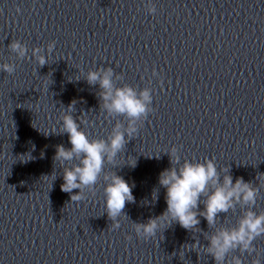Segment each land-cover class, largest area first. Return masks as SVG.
I'll list each match as a JSON object with an SVG mask.
<instances>
[{
    "label": "water",
    "instance_id": "obj_1",
    "mask_svg": "<svg viewBox=\"0 0 264 264\" xmlns=\"http://www.w3.org/2000/svg\"><path fill=\"white\" fill-rule=\"evenodd\" d=\"M147 3L0 0V64L17 65L11 75L0 71V264H214L203 249L188 246L196 240L207 246L204 233L213 229L203 217L200 232L173 223L149 240L134 233L132 222L167 207L158 175L170 167L164 152L173 146L181 162L214 158L218 170L229 168L233 182L242 177L258 186L256 176L264 173V0H151L154 14ZM13 39L28 47L29 59H16L8 48ZM50 41L56 42L53 53L39 67L31 49H46ZM97 67L122 74L117 86L154 90L153 112L111 168L135 185V203H126L128 218L121 217L116 230L103 212V182L73 203L60 190L62 169L53 159L57 145L71 147L59 131L73 101V118L80 117L90 139L106 138L115 123L99 109L98 85L83 79ZM26 154L34 159L24 161ZM53 171L51 185L43 176ZM254 210H264V187ZM241 212L237 206L220 214L217 226L234 225ZM254 245L252 255L237 250L227 259L264 264V236Z\"/></svg>",
    "mask_w": 264,
    "mask_h": 264
},
{
    "label": "clouds",
    "instance_id": "obj_2",
    "mask_svg": "<svg viewBox=\"0 0 264 264\" xmlns=\"http://www.w3.org/2000/svg\"><path fill=\"white\" fill-rule=\"evenodd\" d=\"M146 10L149 14L156 12L151 0H148ZM16 11L19 12L20 9L17 8ZM55 43L50 41L46 49H31V58L39 67L48 64ZM8 48L17 60L29 59L28 47L19 40L13 39ZM16 68L14 63L0 64V71L8 75L13 74ZM157 75L153 70L152 76ZM80 79V76H77L75 80ZM83 79L89 86L98 85L96 96L99 99V109L106 114V118L115 119V123L106 138L90 139L81 129L83 121L80 117L77 118L79 123L73 118L76 103L73 101L60 117L59 131L68 134L71 147L66 149L63 145H57L53 159L62 169L64 182L60 185V190L69 193L73 203L85 199V190L95 194L97 186L103 182V212H106L108 219L112 221V230H116L120 228V218H128L124 213L126 203H135L132 194L135 185H130L111 168L119 166L114 161L124 152L127 142L137 136L139 126L153 112L151 105L154 90L145 87L138 91L128 84L117 86L116 82L123 81L124 77L122 74H116L112 67L88 70ZM48 85L45 87L48 88ZM117 117H123L124 120L116 119ZM178 151V148L173 146L164 152L169 156L170 167L158 175V184L165 189L167 207L159 216L150 217L146 222H132L136 237L149 240L173 223H178L187 231L200 232L197 226L200 224L199 217H203L208 227L213 229L211 234L204 233L208 244L203 246L196 240V243L188 245L189 248L195 251L197 248L203 249V253L212 257L214 264H242L237 255H231L230 259L227 257L237 250L241 254L252 255L256 252L254 241L264 236V210H254L257 207L260 187H264V173H258L256 176L258 186H254L251 181L245 182L242 177L233 182L229 168L218 170L214 158L205 157L202 162L185 158L181 162ZM26 156L24 161L34 159L30 154ZM128 165L134 168L136 160ZM106 166L111 167L106 170ZM221 173L224 174L221 176ZM43 177H51V185L57 178L55 171L50 176ZM73 189L79 191L72 194ZM153 194V200L157 199L158 189H154ZM199 204L204 206L202 211L198 209ZM237 206L242 212L235 224L217 226L220 214L226 217L229 212L234 213ZM165 222L167 226L162 227ZM127 238L131 240V236ZM251 264H260V260L253 259Z\"/></svg>",
    "mask_w": 264,
    "mask_h": 264
}]
</instances>
